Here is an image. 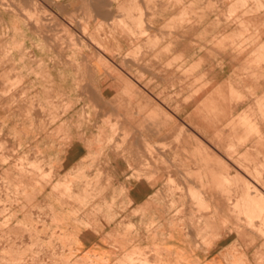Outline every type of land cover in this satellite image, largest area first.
I'll return each mask as SVG.
<instances>
[{
    "label": "crops",
    "instance_id": "1",
    "mask_svg": "<svg viewBox=\"0 0 264 264\" xmlns=\"http://www.w3.org/2000/svg\"><path fill=\"white\" fill-rule=\"evenodd\" d=\"M14 1L0 5V44L16 66L0 74L14 71L24 99L0 111V143L35 151L54 177L35 186L48 218L1 206L12 224L29 225L55 264H264V61L252 60L264 56V8L244 17L258 31L246 45L227 39L240 31L219 15L228 2ZM36 4L49 9L45 21L94 17L105 26L98 46L83 34L65 50L40 35ZM119 17L129 32L113 25ZM239 116L254 120L252 132ZM56 182L71 185L67 195L51 190ZM10 245L6 254L24 251Z\"/></svg>",
    "mask_w": 264,
    "mask_h": 264
},
{
    "label": "rangeland",
    "instance_id": "2",
    "mask_svg": "<svg viewBox=\"0 0 264 264\" xmlns=\"http://www.w3.org/2000/svg\"><path fill=\"white\" fill-rule=\"evenodd\" d=\"M225 2H228L229 5L227 7H224V11L219 12V15L222 16L224 19H227L228 22H235L238 25V28H240V31L233 35L232 38L230 37L227 39L232 42L234 39H241L242 44L250 45L254 42L255 39L258 38V31L254 23H252L251 20H246L244 17H250V15H252L254 12H258V10L261 8L263 9V2L260 7V0H241V3L236 2V0H206L207 8L211 10H216V8L219 9V7H221ZM249 2H252V4H249ZM12 4L16 5V2L14 0H0V5H3L6 8H11ZM188 4L191 5V11L193 13V4ZM31 6L36 8V10L30 11L33 12L34 15L29 16V19H31L33 23L36 24V28L34 27V30H37L40 35L48 34L53 37H57L55 39H58V41H60L61 48L69 50V48L78 47L81 40L80 38L83 34H85L84 36H86L87 38H90L94 45L98 46V35L100 32L104 31L105 26L104 24L94 23V17H88L87 15L82 16V14L76 15L73 13L74 17L68 16L67 18L69 23H62L60 21L54 22L49 19L45 21V18L50 14L49 9L41 8L42 6L40 4ZM127 9L128 7L126 6H119L117 8L118 13H127L126 18L127 20H129V11ZM138 11L142 13L141 8H138ZM185 15L188 16L189 14L186 13ZM88 18L92 21L93 24L89 25L86 22ZM123 21L124 20L119 17L118 21H115L113 25L116 24L118 25V27L126 29L129 32V25L124 26L125 21ZM138 27L140 30H142V33L145 34L142 22L139 23ZM12 39L14 40V43L16 41H19L17 32L14 33ZM15 47L19 51L23 50L25 45L22 44V46H20V44L16 42ZM28 48H30V45H28ZM28 50L30 51L31 49H27V51ZM9 53L10 48L7 45L0 44V69L4 67L6 63L10 64L12 67L16 66L14 64L15 61L7 60V54ZM262 54L263 52H261L260 50L258 51V53L253 52L254 59L252 60L264 61V56ZM29 59H32L34 65L37 63L36 59ZM8 70L9 71L6 72L5 69V72L0 74L1 115L7 113L8 109L14 107L16 104H18V102L24 99V94L20 90L16 91V88L17 86H19V84L16 78L14 79L13 76H11L12 74H14V71L11 69ZM256 103V115L260 112L261 117L264 118V100L258 99ZM237 120L241 128L246 131L252 132L254 127V120L252 121L247 116H239L237 117ZM234 126L232 127L234 128ZM3 132L4 131L1 130L0 135L3 134ZM17 144V148L12 149V147H6L5 144L0 143V154H2L0 155V165L9 163L12 164V169L10 170V173L13 172L17 174V177H19L16 183H11L10 180H8L7 178L10 173L0 174V207L4 206V208H7V205L10 206L12 204H20L22 211L32 210L35 212L36 209L41 215V217L39 216V220L47 219L48 211L45 209L44 204L40 206L39 204L36 205L34 203L35 199L37 198V194L35 193L37 188L35 186L50 183L51 179L54 177L53 172H50L48 170L49 165H47L44 160H41L35 151L30 155L26 154L25 151L20 152L22 145L19 142ZM17 151L18 154L15 155ZM24 178H29L30 182L27 180H23ZM70 186L71 185L69 184H60L56 182L52 183L50 187L53 191L59 190L67 195ZM5 211L6 210L3 209L0 210V217L3 214H6V219L2 223H0V231H2V234L0 236V247L2 248V245L5 243L8 245L11 244L13 246L21 245L24 251L20 254L11 252L6 254L3 248L0 249V264H55L54 260L57 257V255H55L54 253L55 251L44 250L42 246H40V249L37 250V241L34 239L29 225L24 222H21L17 225H13L10 219L11 215L9 216V213Z\"/></svg>",
    "mask_w": 264,
    "mask_h": 264
},
{
    "label": "bare ground",
    "instance_id": "3",
    "mask_svg": "<svg viewBox=\"0 0 264 264\" xmlns=\"http://www.w3.org/2000/svg\"><path fill=\"white\" fill-rule=\"evenodd\" d=\"M240 1H241V0H236V2H238V3H239ZM236 2H235V3H236ZM240 3H241V2H240ZM260 3H261V2H259V6L262 5V3H261V4H260ZM259 6H258V8H259ZM260 7H261V6H260ZM262 7H263V6H262ZM123 22H124V21H123ZM124 26H128V23H127L126 21L124 22ZM204 31H205V30H204ZM222 176H223V175H222ZM224 179H225V178H224ZM247 188H249V187H247ZM250 190H251V189H250ZM255 192L258 193V190H255ZM194 196L198 197L199 195H194ZM206 202H207V201H206ZM199 204H200V203H199ZM201 205H202V204H201ZM207 205H208V204H207ZM248 214H249V213H248ZM255 214H256V213H255ZM263 217H264V216H263ZM263 229H264V228H263ZM263 231H264V230H263Z\"/></svg>",
    "mask_w": 264,
    "mask_h": 264
}]
</instances>
